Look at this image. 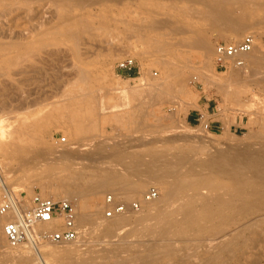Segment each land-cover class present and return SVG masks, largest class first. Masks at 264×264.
Instances as JSON below:
<instances>
[{"label": "rangeland", "instance_id": "obj_1", "mask_svg": "<svg viewBox=\"0 0 264 264\" xmlns=\"http://www.w3.org/2000/svg\"><path fill=\"white\" fill-rule=\"evenodd\" d=\"M260 1L259 3L264 4V0ZM139 3H143L154 15H166L169 13L174 15V10L168 7L171 3H175L179 7L185 6L180 0H123L118 6H110L111 10L109 12H100L98 7H93L84 9L80 14L74 13V15H79L81 16L80 18L83 19H85L86 15L92 16V18L90 17L91 20L89 19L92 27L91 37L89 38V36H87L89 42L80 45L79 49L82 53L85 51L88 52L83 55L84 60H81V65H83L87 71L95 74L101 84L100 87L102 89L95 92L96 98L98 101L101 100L105 103L106 106H112L117 102L116 99L121 97L119 93L121 88H136L144 82L157 84L160 83V77L162 78L161 82H168L167 73L157 62L170 61L174 65L175 72L182 74V88L186 91V95L189 97L188 100L184 99L183 103L180 102L181 98H178L176 93L171 89L162 90L158 93L151 92L150 94L147 93L136 96L133 98V101L127 102V104H129L125 111L128 115L122 124H116L113 121H101L98 131L90 137L88 136V141H86V143L90 145L76 148L77 145L70 144L74 141L72 137L67 135L68 129L63 119L54 112V108H57L54 106L60 105V98H58L60 96V89L63 84L70 79L68 76L73 72L74 66L79 64L77 61L78 59L70 52L69 45L66 43L60 45L59 48L61 53L59 56L52 57L46 62L47 65H44L42 68L41 75H30L33 81L35 80L37 83L43 79H46V81L41 83V92H35L28 97V101L32 102L28 108L21 109L19 103L16 101L4 103L0 96V109L3 106H7L9 111L8 114L0 112V134L11 130L12 127L17 126V123L25 118L30 121L49 118L48 122L44 121L40 123L38 121L39 125L35 126L40 137L38 144L28 148L26 152H13L7 156H2L0 154L1 179H4L3 182H6V185L14 196H16V199H22L24 202L29 203L33 195L42 196V186L50 181L41 174L45 166L52 164L58 168L55 174L57 176L62 175L59 168H61L63 164L60 161L54 160L56 151H62L69 157L75 155V150L80 152L78 158H71L66 161L69 165H72L70 167H73V169L85 170L86 172H92L93 170L103 171L106 170L107 167H101V165L105 166L113 163L110 171L125 175L131 180H141L146 183L145 194L143 193L140 197L136 198L130 197L128 200L116 199L112 193L105 192L100 200L104 207L100 211L98 217L95 220L81 225L83 233L79 243L66 246H48L41 250V254L49 256V258L47 257L48 264H59L55 263L54 260L60 257L67 259L80 257L81 259H88V262L91 260V262L96 264L108 262L113 264L118 260L132 258L137 254L161 251L168 245V240L171 239L177 226L182 225L186 221H193L197 227L208 225L213 229H215V223L219 229L229 226L226 228L228 232L235 229L237 226L235 223L240 221L238 218L236 220L234 219L233 224H228L224 227V224L227 223L225 213H230L232 210H240L242 208V206H236L237 199L242 190L234 192V190L230 188L223 189L224 191H222L224 193H229H226L227 197H225L224 195L226 194L222 193V191H220V194L213 193L210 195L207 189L202 188L197 192H184L177 199L170 201L173 205L181 204L193 200L195 196L198 195H201L203 200L204 198L206 199L202 201L204 202L203 204L202 202L200 203L202 205L197 203L196 207L193 206L189 208L187 213L184 214L185 216H182L180 220L174 221L172 219H167L166 222L158 224L159 233L150 237L145 234V229L149 228L148 226L154 223L153 220L152 222H148L147 226L145 225L146 223L142 225L143 227L141 225H139V227L136 226V219L146 210V206L141 204L140 199L152 191L157 193V197L153 201L162 197L161 189L158 185L160 182L175 179L185 171H188L195 163H199L205 167L204 175H207V173H217V175L223 176V174H225L223 170L222 173H220L217 169H213L212 164L220 165L224 170L228 168L229 172L231 170L243 168L248 165L245 158L247 150L254 152L256 156L260 157L259 154L262 152L259 153V150L254 148L257 147L262 133H264V87L256 85L254 82L259 76L258 74L264 75V70L255 69L257 74L253 76L250 68L245 70L250 72H248V74L243 73L244 70H240L242 75H248L246 78L250 75V78L244 84L238 83V81H240L239 78L236 84H234V82L231 84L230 82L226 88L228 94L226 93L225 95L218 89L217 85L210 83L209 80L216 83H229L230 70L232 69L220 70L216 68L213 58L210 60L208 68L204 69L195 51H191L188 55V60L182 62L177 57L178 52H176V56L173 57L171 54L167 53H154L149 48L146 44L147 40L155 38L156 32L149 29H137L138 26L135 25V22H138L137 19L139 18H144V15L137 11ZM10 13L11 17L9 24L14 31L34 30L35 33H38L44 30V28H49L54 24L61 26V21L58 19V12L48 0H40L31 3L25 8H15ZM102 14H105L109 20L106 23V31L100 29L101 23L98 17ZM233 14L236 17L240 16L237 10H235ZM242 19L250 23L251 27L246 33L232 39V41L225 38L228 33L227 26H197L195 31H197L199 36L204 40L209 42L213 49L218 42H238L244 36L250 34L254 36L256 46L264 52V10L260 9L253 13L250 12L247 14V17ZM44 21H47L46 24ZM123 22H128L130 24L127 26L122 24ZM179 39H181V36H179L177 40H170V38L163 36V40L174 43L179 42L180 44L182 40ZM182 46L177 45L176 51L185 50ZM126 58L135 59L137 65L136 72L117 73L115 70L116 63ZM201 73H205L206 79L200 76L202 75ZM233 77L237 79L238 76ZM139 78L141 81L136 80ZM234 91L238 92L236 100H232L229 96ZM23 96L25 97L24 94H22V97ZM50 96L53 98L45 100ZM179 102L180 104L178 105ZM202 102H207L211 105V117L219 122L220 128L215 133L210 128L207 117L201 121L207 124V129L205 127L204 130H201V122L196 126L187 124L188 116L192 115L194 110L197 109L198 104ZM174 110L179 111L175 123L171 119L172 113L175 112ZM10 111L14 112L12 113ZM118 113L123 114L124 112L120 109ZM112 114L114 113L109 111L103 117L109 119ZM129 117L131 119H129ZM140 121L144 123V130L136 129V126L133 125L135 123L138 124L137 122ZM191 134H193L198 141H192L193 139L191 138L183 137L185 135L193 136ZM62 139H64L65 142L61 143ZM184 140L186 141L184 142ZM165 141L166 143H164ZM0 142H2L1 137ZM98 144H102L104 147L110 146L117 148L119 153L125 155V158L128 157L126 158L127 160L132 157H142L144 158L143 160L147 162L140 163L133 168H122V165H115L116 163L114 164L112 157H110V154L115 155V150H110V152L105 150L102 155H99L100 157L92 155L90 153L91 150ZM70 146L73 148V151ZM158 148L160 150L168 149V153L173 156L179 155L180 152L178 151L180 149H190V151H193H191V155L195 156L185 163L174 164L168 159L148 161V155L150 153L161 152ZM53 150H55V152ZM249 154L251 155L252 153L250 152ZM249 154L247 157L250 156ZM254 154L252 155L256 157ZM251 156L249 158L254 159L253 156ZM73 164L77 166H73ZM99 164L101 165L99 166ZM113 165L115 166L113 167ZM168 169H171V171ZM229 189L233 191L231 192ZM258 192V199L254 197L256 200L252 198V201H250L253 202V204L260 201L257 203V207H262L260 204L264 205V200L261 202L260 199L262 198L259 199V197L262 195L261 192L264 193V190H258L257 193ZM221 194L223 195L222 198L225 197L224 202L221 198ZM107 195H112L116 203H139L142 209L138 213L124 215V217L128 216L131 222L120 226L111 235L105 236L102 234V227L108 225L112 221V219H104V212L106 210L104 200ZM59 200H63V198ZM67 200L76 206L75 199L69 198ZM240 213L242 214V211ZM214 238L215 237H207L205 235L190 239L194 244H198L201 241L206 245L210 241L215 244L217 240L214 241ZM256 240L257 244L253 248L240 247L230 254L227 253L226 250H209L204 252L203 248L190 253H194L193 257L196 263H198L200 258H209L216 254L220 258H225V264H264V224L258 229ZM174 245L175 243L172 244V246ZM180 246L182 245L177 244L175 248ZM6 253H10V256L4 255ZM20 253L30 257L34 256L26 246H21V248H10L6 243V246L0 253V264H17L16 257ZM104 256H107V259H103ZM154 264L176 263L169 260H162Z\"/></svg>", "mask_w": 264, "mask_h": 264}, {"label": "bare ground", "instance_id": "obj_2", "mask_svg": "<svg viewBox=\"0 0 264 264\" xmlns=\"http://www.w3.org/2000/svg\"><path fill=\"white\" fill-rule=\"evenodd\" d=\"M38 1L40 0H0V96L4 103L16 101L19 103L21 109L30 106V103L32 102L28 101V97L35 92L40 91L42 89L41 83L46 81V79H43L37 83L35 80L33 81L30 75H41L42 68L44 65H47L46 62L50 58L60 55L61 51L59 47L63 43L69 45L70 52L78 59L77 61L79 64L74 66L73 72L68 76L70 79H68L60 89V96L58 97L60 98V105L54 106L57 107L54 108V112L57 116L59 115V117L63 119V122L68 129L67 135L72 137L74 141L70 144L77 145L76 148L90 145L86 143V141H88V136L90 137L98 131L101 121H113L116 124H122L128 115L125 111L129 104H127V102L133 101V98L136 96L147 93L150 94L151 92L158 93L162 90L171 89L176 93L178 98H181L180 102L183 103L184 99L188 100L189 97L186 95V91L182 88V74L175 72L172 62L159 61L157 63L167 73L168 82H161L162 78L160 77V83L157 84L144 82L136 88H121V91L119 92L121 97L116 99L118 103L116 102L112 106H106L101 100L98 101L95 92L102 89L100 87L101 84L95 74L87 71L84 66L81 65V60H84L83 55L88 52L85 51L82 53L79 49V46L89 42L88 40L91 37L92 27L90 25V20L92 16L86 15L85 19H83L80 18L81 16L79 15H74V13L80 14L84 9L93 7H98L100 12H109L111 10L110 6H118L123 0H48L57 10L61 26L54 24L49 28H44V30L38 33H35L34 30L14 31L9 24L11 17L10 12L15 8L28 7L29 4ZM259 1L260 0H180L181 3L185 4L184 7H179L175 3H171V5L168 6L169 9L174 10L173 13L175 16L170 13L166 15H154L143 3H139L137 11L140 14H143L144 18L137 19L138 22H135V25L138 26L137 29H149L156 32V37L148 39L146 43L154 53H167L174 57L176 56V52H178V59L182 62H186L189 53L195 51L202 67L206 69L209 66L210 60L212 58L215 60V51L212 45L199 36L197 31H195L196 27L227 26L228 33L225 38L232 41V39L240 37V35L246 33L251 27L250 23L242 18L247 17V14L250 12L253 13L260 9L264 10V4L259 3ZM235 10L239 12V17H236L233 14ZM98 19L101 23L100 29L106 31V23L109 21L108 17L105 14H102ZM122 24L129 26L130 23L123 22ZM85 36L87 40L85 39ZM87 36H89V38ZM163 36L170 38V40H177L178 37L181 36V39L179 40L182 41H180V44L179 42L174 43L166 41L163 40ZM177 45H183L182 47L185 48V50L176 51ZM243 59L245 64L243 68L230 70L229 83H216L209 80L210 83L217 85L218 89L226 95V93L228 94L226 88L230 82L231 84L233 82L236 84L239 78L240 81H238V83L240 82V84H244L250 78V75L248 78H246L248 75H242L240 70H244L243 73L248 74L249 71L245 70L250 68L253 73L252 76L257 74L256 70H264V52H262L256 44L254 45L252 52L244 55ZM201 74L202 75L200 76H202L203 79H206L205 73ZM258 75L257 78L255 77L256 79L254 82L256 85L264 87V75ZM233 76L238 77L236 79ZM136 80L141 81L140 78ZM22 94H24L25 97H22ZM229 96L232 100H236L238 92L234 91ZM51 98L53 97H47L45 100ZM120 109L124 112L123 114L118 113ZM109 111L114 114H112L109 119H105L103 116ZM0 112L8 114V107H1ZM10 112L13 113L14 111ZM178 114L179 111L176 110L171 115V119L174 123L177 121ZM129 119L131 118L129 117ZM38 121L40 123L44 121L48 122L49 118H43ZM38 121H30L25 118L17 123V126L12 127L11 130L0 134L2 141L0 142V154L2 156H7L13 152H26L28 148L38 144L40 137L38 135V130L35 128V126L39 125ZM141 121L137 122L138 124L135 123L133 125L136 126V129L144 130L145 126ZM206 125V123L202 122V126H200L201 130H204ZM183 137L191 138L193 139L192 141H198L194 135H185ZM185 141L186 140H184V142ZM164 143H166V141ZM109 147L110 146L104 147L102 144H98L90 153L98 157L99 155H102L105 150L108 152H110V150H115V155L109 153L111 155L109 156L112 157L114 164L116 163L115 165H122V168H133L140 163L147 162L144 161V158L142 157H132L127 160L126 158L128 157L125 158V155L119 153L117 148ZM70 148L73 151L71 146ZM254 149H258L259 153L262 152L259 154L260 157L256 156L254 152L247 150L245 158L248 165L237 170L229 169L232 172H229L228 168H225L226 170H224L222 166L212 164V168L217 169L220 173H222L223 170V173H225L223 176H219L217 173H207V175H204L205 167L199 163H195V165L188 171H185L175 179L160 182L158 185L160 186L162 197L156 201L152 200L150 202H145L144 195L140 200L141 204L146 206V210L142 212V215L140 214L138 219H136V226L138 227L145 223L147 226L148 222H152V220L154 221L153 224L148 226L149 228L145 229V234L150 237L160 232L158 224L166 222L167 219H172L174 221L180 220L182 216H185L184 214L187 213L189 208L193 206L196 207L197 203L200 204L202 201L206 200L205 198L203 200L202 196L198 195L195 196L193 200L173 205L170 201L177 199L182 193L187 191L197 192L198 190L205 188L209 194L212 195L213 193L220 194V191L223 189L230 188L233 189L234 192L242 190L236 203V206H242L240 209L242 214L240 213V210H232L230 213H225L227 223L224 224V227L228 224H233L234 219L236 220L238 218V220H240L238 222L239 224L235 223V225H237L235 229L228 232L226 228L229 226L219 229L217 228L216 223L214 224L215 229L208 225L197 227L193 221H186L182 225L177 226L171 239L168 240V245H166L161 251L137 254L126 260H118L113 264H154L162 260L173 261L176 264H225V258H220L216 254L209 258H200L198 263H196L193 257L194 253L190 252L203 248L204 252L209 250H226L227 253L230 254L235 250H238L240 247L253 248L257 244L256 236L258 235V229L264 224V205L260 204L262 207H257V203L260 201L254 204L251 202V199L254 197L258 199V190H264V155H262L264 154V133H262L260 142ZM53 151L55 152V150ZM75 151V155L70 157L62 151L55 152L54 160L60 161L63 164V166L59 168L62 175L57 176L55 174L58 168L52 164L45 166L42 169L41 174L50 181L42 186L41 195L42 197L52 199L53 201L62 198L63 200L69 198L75 199L77 224L80 229H82L81 225L95 220L98 217L100 211L104 207L100 200L105 192L112 193L116 199L119 200H128L130 197H140L144 193L146 189V183L144 181L138 179V181L131 180L125 175L110 171L113 163H111V165L104 163L110 166L99 164L101 167H107L106 170L103 171L93 170L92 172H86L85 170L73 169V167H70L72 165H69L66 161L71 158L74 159L79 157L80 152L78 150ZM160 151L161 152L150 153L148 155V161L168 159L174 164L185 163L195 156L191 155L193 151L191 150V152L190 149H180L178 151L180 154L175 156L170 155L168 149ZM250 152L256 156L254 157L251 154L254 159L249 158L251 156L249 154ZM248 154L250 156L247 157ZM115 165H113V167ZM73 166L77 165L73 164ZM168 170L171 171V169ZM3 181L4 179H1L0 175V183L6 185V182ZM223 191L222 193H224ZM261 194L264 195L262 192ZM262 195L259 197V199L262 198L260 199L261 202L264 200V196ZM222 196L223 195L221 194V198ZM224 196L227 197V194ZM225 197L222 198L223 202ZM203 203L204 202H202V204ZM5 222L6 218L0 217L1 251L6 246V240L2 231ZM130 222L131 220L128 216L124 217V215H122L114 217L108 225L102 227V234L105 236L111 235L120 226ZM53 228L54 226L52 224L40 227V229ZM205 235L207 237H215L213 240H217V242L215 241V244H213V242L211 243L210 241L206 245L201 241L198 244L191 242L192 238ZM173 243H175V245L181 244L182 246L175 248V245L172 246ZM19 248H21V246H19ZM30 252L34 255L32 251ZM9 254L10 253H6L4 255L10 256ZM47 257L49 258L48 255L45 256L41 253L39 255H34L33 257L20 253L17 255L16 261L18 262L17 264H48ZM103 259H107V256H104ZM54 262L59 264H96L91 262V260L88 262V259H81L80 257L74 259L60 257L55 259Z\"/></svg>", "mask_w": 264, "mask_h": 264}, {"label": "built area", "instance_id": "obj_3", "mask_svg": "<svg viewBox=\"0 0 264 264\" xmlns=\"http://www.w3.org/2000/svg\"><path fill=\"white\" fill-rule=\"evenodd\" d=\"M255 45L253 35H246L238 42H218L215 44V65L220 70L241 69L244 67L243 56L252 52ZM137 65L133 58H126L116 63L115 70L136 72ZM208 126H206V129ZM65 142L64 139L61 143ZM1 201L0 217L6 218L3 235L10 248L26 246L34 255H39L47 246H65L79 243L82 229L78 227L76 206L68 200L52 199L33 195L30 202L16 199L9 187L0 183ZM157 193L149 192L144 196L145 202L155 200ZM104 204V219L138 213L141 205L116 203L112 195H107ZM54 226L53 229H40L43 225Z\"/></svg>", "mask_w": 264, "mask_h": 264}, {"label": "crops", "instance_id": "obj_4", "mask_svg": "<svg viewBox=\"0 0 264 264\" xmlns=\"http://www.w3.org/2000/svg\"><path fill=\"white\" fill-rule=\"evenodd\" d=\"M134 76V75H132ZM211 112H212V108L211 105L207 102H202L200 104H198L197 109L194 110L193 114L188 116L187 118V124L188 125H199L200 122L202 120L205 119V117L208 118V122L210 124V128L212 129V131L215 133L218 131L219 127V122H217V120H214L211 117ZM202 124V122H201Z\"/></svg>", "mask_w": 264, "mask_h": 264}]
</instances>
